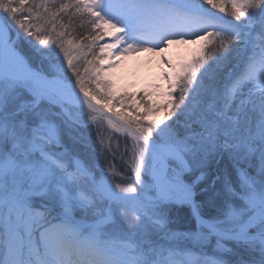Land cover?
Listing matches in <instances>:
<instances>
[{
  "label": "snow or ice",
  "instance_id": "snow-or-ice-1",
  "mask_svg": "<svg viewBox=\"0 0 264 264\" xmlns=\"http://www.w3.org/2000/svg\"><path fill=\"white\" fill-rule=\"evenodd\" d=\"M0 264H264V0H0Z\"/></svg>",
  "mask_w": 264,
  "mask_h": 264
},
{
  "label": "bare ground",
  "instance_id": "bare-ground-1",
  "mask_svg": "<svg viewBox=\"0 0 264 264\" xmlns=\"http://www.w3.org/2000/svg\"><path fill=\"white\" fill-rule=\"evenodd\" d=\"M180 46L182 45H173L164 53V56L170 58L172 61H179L180 55L177 51L180 50ZM118 63L119 67L112 69V71L126 85L148 84L150 82L152 85H157L155 80L161 79V73L168 71L161 56L149 52L132 54ZM160 85H162V82H160Z\"/></svg>",
  "mask_w": 264,
  "mask_h": 264
},
{
  "label": "rangeland",
  "instance_id": "rangeland-1",
  "mask_svg": "<svg viewBox=\"0 0 264 264\" xmlns=\"http://www.w3.org/2000/svg\"><path fill=\"white\" fill-rule=\"evenodd\" d=\"M179 49L180 50L177 51V53L180 55V60L179 61H173L176 64H179L182 61H186V60L191 59L193 54H195L196 52H198L201 49V42L182 45L179 47ZM111 62L112 61H109V63H111ZM104 67H107V64H105ZM168 71H169V69H168ZM108 78L116 84V86L120 90L121 94H123L124 92H127L129 95L135 94L137 99L139 98V95L145 91H148V92L155 91L156 85H152L151 82L148 84L126 85L121 81V79L112 70L109 71ZM155 81H156L157 85H160V82H162V85H163L162 78L157 79ZM163 116H164V113L160 112L157 115H153L151 117V119L152 120H160L163 118Z\"/></svg>",
  "mask_w": 264,
  "mask_h": 264
},
{
  "label": "trees",
  "instance_id": "trees-1",
  "mask_svg": "<svg viewBox=\"0 0 264 264\" xmlns=\"http://www.w3.org/2000/svg\"><path fill=\"white\" fill-rule=\"evenodd\" d=\"M94 131V129H93ZM188 210L187 209H178L176 212L173 213V218L178 219L180 217H183L187 215Z\"/></svg>",
  "mask_w": 264,
  "mask_h": 264
}]
</instances>
